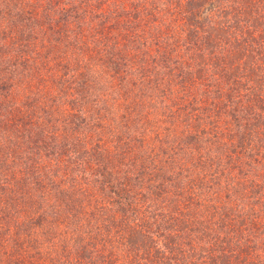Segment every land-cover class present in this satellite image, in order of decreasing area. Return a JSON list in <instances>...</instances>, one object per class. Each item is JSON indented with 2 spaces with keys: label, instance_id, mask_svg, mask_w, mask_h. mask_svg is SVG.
<instances>
[{
  "label": "trees",
  "instance_id": "obj_1",
  "mask_svg": "<svg viewBox=\"0 0 264 264\" xmlns=\"http://www.w3.org/2000/svg\"><path fill=\"white\" fill-rule=\"evenodd\" d=\"M109 1L0 0V264H264V0Z\"/></svg>",
  "mask_w": 264,
  "mask_h": 264
},
{
  "label": "rangeland",
  "instance_id": "obj_2",
  "mask_svg": "<svg viewBox=\"0 0 264 264\" xmlns=\"http://www.w3.org/2000/svg\"><path fill=\"white\" fill-rule=\"evenodd\" d=\"M113 2V0H110L109 2H107L106 4H105V6L104 7H102V9L104 8L105 9V11L107 12V13H111V12H113V11H115V9L116 10H120V7H117V5H116V3H112ZM124 11V10H123ZM125 12V11H124ZM149 31L151 30V29H148ZM156 33H157V29H155L154 30ZM136 32V31H135ZM180 32V31H179ZM172 34H175L174 32H172ZM64 97V96H63ZM47 154H48V152H46ZM66 155V154H65ZM68 155H70V154H67L66 156H68ZM45 160H46V162L47 163H49V160H51V158H50V155L49 156H47V157H45ZM25 219H22L21 221H22V223L24 224V221ZM23 224L21 225V226H17V228H16V230L17 231H21V228H22V226H23ZM15 230V231H16Z\"/></svg>",
  "mask_w": 264,
  "mask_h": 264
}]
</instances>
